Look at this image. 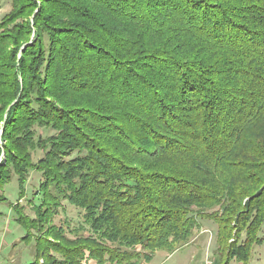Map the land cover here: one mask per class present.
Instances as JSON below:
<instances>
[{"label": "trees", "instance_id": "trees-1", "mask_svg": "<svg viewBox=\"0 0 264 264\" xmlns=\"http://www.w3.org/2000/svg\"><path fill=\"white\" fill-rule=\"evenodd\" d=\"M10 1L0 201L15 177L21 240L45 229L28 264H138L204 221L223 264H246L264 221V0ZM64 204L78 229L53 223Z\"/></svg>", "mask_w": 264, "mask_h": 264}, {"label": "rangeland", "instance_id": "rangeland-1", "mask_svg": "<svg viewBox=\"0 0 264 264\" xmlns=\"http://www.w3.org/2000/svg\"><path fill=\"white\" fill-rule=\"evenodd\" d=\"M10 9V0H0V20ZM36 157L38 155L32 156V159L35 161ZM39 181V172L30 170L29 176L24 184L22 200L19 202L20 205L25 207V211H28L30 208V205H27V200L35 201V203L39 201L38 195L34 194L39 187ZM1 188L5 200L0 201V242L2 237H5V243L3 247L0 244V264H28L34 260L35 256V243L33 242L35 235H44L45 229L39 230L38 233L37 231H32V236H34L33 240L30 243H24L21 237L24 236L25 231L14 221L15 215L11 207L12 204L17 202L20 194L16 178H11ZM79 217L80 213H78L77 209H74L68 204H64V211L60 215L57 214L52 221L56 225L78 229L81 224ZM44 227L47 228L46 225ZM216 231L215 225L212 222L204 221L202 226L194 231L189 243L180 248L174 250L160 248L152 251L145 248H138L137 251L140 252L138 264H223L219 257L222 249L220 253L217 251V246L219 245L216 241ZM79 232L84 234L85 230H79ZM257 236L262 241L250 246L246 264H264V221ZM225 242L221 243V248L223 249L227 244V240ZM173 244L177 245V243ZM229 249L232 248L230 247ZM41 261L40 263H42ZM84 264H96V262L86 260ZM227 264H243V262H239L235 257H232Z\"/></svg>", "mask_w": 264, "mask_h": 264}, {"label": "crops", "instance_id": "crops-1", "mask_svg": "<svg viewBox=\"0 0 264 264\" xmlns=\"http://www.w3.org/2000/svg\"><path fill=\"white\" fill-rule=\"evenodd\" d=\"M5 243V237H2V240L0 242L1 246L3 247V244Z\"/></svg>", "mask_w": 264, "mask_h": 264}]
</instances>
